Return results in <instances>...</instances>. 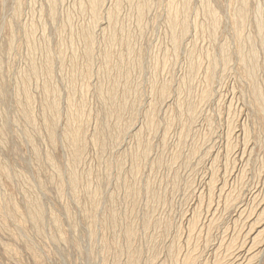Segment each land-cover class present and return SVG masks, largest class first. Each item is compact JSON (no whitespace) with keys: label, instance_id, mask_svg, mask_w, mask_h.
<instances>
[{"label":"rangeland","instance_id":"1","mask_svg":"<svg viewBox=\"0 0 264 264\" xmlns=\"http://www.w3.org/2000/svg\"><path fill=\"white\" fill-rule=\"evenodd\" d=\"M48 1L0 0V67L3 66L0 68V90L3 91L0 92L4 94L0 93V163L5 168L3 171L0 168V216L4 218L0 219V264H218L217 256L219 264L225 261L224 264H264V30H261L264 24L262 27L260 24L264 22V0H208L209 3L207 0H175L176 5L169 0H140L143 12L138 11L141 6L138 0H102L101 21L98 23L94 22V17L92 19L91 3L89 5L87 0H82L86 5L81 9V0H52L57 8L52 6L51 0ZM180 2H184V6ZM187 2L190 6L185 7ZM206 6L210 13L216 9L213 12H217L215 18L221 21V27L215 21V13L213 16L207 14ZM242 7L244 12L246 10L245 16L238 12ZM51 8L56 10L51 11ZM83 9L84 14L80 12ZM166 9L171 10L170 15ZM105 11L113 14L111 23ZM173 13L178 20L172 24L175 28L170 26ZM49 14L51 17L56 14L55 19ZM180 16L183 21H188H181ZM167 17L169 21H166ZM213 21L216 22L214 25L211 24ZM87 22L88 26L92 23L88 28ZM95 23L97 25H93ZM182 25L185 29L187 26L188 30L184 32L188 34L183 33ZM85 26L94 31L92 41L87 38L89 32L85 31ZM108 33L116 36L110 37ZM84 40L86 43L83 44ZM128 45H132L134 51ZM87 46L92 51L90 54ZM105 46H108L107 50ZM251 53L254 59L246 57L251 58ZM105 57L108 60L102 61ZM254 60L258 61L259 67ZM110 67L112 71H105ZM33 68L36 71H32ZM90 68L92 71H88ZM247 71L253 74L248 76ZM107 73L111 76L108 77ZM209 73L214 76L210 77ZM111 86L117 93L111 90ZM168 89L171 95L167 94ZM258 90L259 95L256 94ZM125 91L127 97L123 95ZM113 93L117 96L109 99ZM53 99L58 103L57 109L51 107ZM119 106L123 112L121 120L124 119V123L129 121L128 127L132 129L127 127L118 142V135L114 133L118 120L115 122V116L108 113L119 111ZM24 110L29 116L34 113L30 123L25 121ZM188 110H191L189 114ZM49 119L58 123L55 124L57 137L54 142L49 139L44 126ZM67 119L70 120L68 124ZM2 120L8 121L10 127L3 134L5 141L1 138L5 124ZM79 120H83L84 129L87 125L84 130L87 134L85 148H82L85 151L82 150L83 154L75 160L66 143L65 129L69 124L72 128ZM103 120H111L108 122L111 125H107L109 129ZM31 121L36 122V128ZM145 141L149 149L144 145ZM111 142L119 145L114 146ZM50 154L55 162L50 163ZM53 164L58 169L55 166L52 169ZM72 175H77L75 179L80 181L77 197L72 195L69 185ZM96 188L100 189L102 200L93 202L90 194ZM32 196L33 199L40 197L38 199L47 213L41 224L29 217L28 208L34 201ZM229 197L232 198L230 201L235 199L229 203ZM87 227L94 231L87 230ZM254 235L258 237L256 241ZM193 256L195 260L192 261Z\"/></svg>","mask_w":264,"mask_h":264},{"label":"bare ground","instance_id":"2","mask_svg":"<svg viewBox=\"0 0 264 264\" xmlns=\"http://www.w3.org/2000/svg\"><path fill=\"white\" fill-rule=\"evenodd\" d=\"M19 1H20V0H19ZM56 1H57V0H56ZM60 1H61V0H60ZM87 1H89V5H90V3H91V5H90L91 7H90V8H91V13H92V14H91V15H92V19H93V17H94V22L98 23L99 21H101V20H100V19H101V16H100V10H101V9H100V8H101V6H103V5H102V2H103V1H102V0H87ZM114 1H116V0H114ZM122 1H123V0H122ZM136 1H137V0H136ZM136 1H135V2H136ZM138 1L140 2V0H138ZM143 1H144V0H143ZM148 1H149V0H148ZM148 1L146 0L145 2H148ZM169 1H171V4H174V3H175V0H169ZM183 1L186 2L185 0H183ZM189 1H190V0H189ZM189 1H188V2H189ZM191 1H192V0H191ZM203 1H204V0H203ZM244 1H245V0H244ZM244 1L241 0L240 2H244ZM247 1H248V0H246V2H247ZM47 2L49 3L48 0H47ZM54 2H55V1H52V0H51V3H52V6H53V7H54V5H55V4L53 5ZM83 2H84V0H83ZM83 2H82V0H81L82 5L80 4L81 6H80L79 9H81L82 6H85V5H86V4H83ZM117 2H119V0H118ZM131 2H132V1H131ZM141 2H142V1H141ZM141 2H140V4H141ZM150 2H151V1H150ZM150 2H149V4H150ZM178 2H179V0H178ZM184 2H183V3H184ZM188 2H187V3H188ZM206 2H208V0H207ZM206 2H205V3H206ZM48 3H47V4H48ZM55 3H56V2H55ZM58 3H59V2H58ZM110 3H111V1H110ZM114 3H115V2H114ZM114 3H113L112 5H115V4L117 5V4H118V3H115V4H114ZM151 3H152V2H151ZM181 3H182V2H180V4H181ZM183 3H182V4H183ZM187 3H185V4H186L185 7H187V5H189L190 2H189L188 4H187ZM205 3H204V4H205ZM208 3H209V2H208ZM208 3H207V4H208ZM18 4H19V3H18ZM121 4H123V3H121ZM121 4H119V5H121ZM130 4H131V3H130ZM136 4H138V2H136ZM136 4H135V5H136ZM149 4H147V5H149ZM171 4H170V5H171ZM180 4H178V5H180ZM190 4H191V3H190ZM207 4H206V5H207ZM243 4H244V3H242V5H243ZM50 5H51V4H50ZM50 5H49V6H50ZM57 5H58V4H57ZM108 5H109V3H108ZM142 5H143V3L141 4V6H138V7H140V9H138V11H140V12H143V9H144V7H143ZM144 5H146V4H144ZM166 5H167V4H166ZM174 5H176V4H174ZM178 5H177V6H178ZM209 5H210V4H209ZM167 6H168V5H167ZM181 6H182V5H181ZM183 6H184V4H183ZM183 6H182V7H183ZM189 6H190V5H189ZM204 6H205V5H203V7H204ZM212 6H213V5H212ZM20 7H21V6H20ZM55 7H56V5H55ZM57 7H58V6H57ZM57 7H56V8H57ZM115 7H116V6H114V8H115ZM134 7H135V6H134ZM148 7L150 8V7H151V4H150V6H148ZM148 7H147V8H148ZM185 7H184V8H185ZM206 7H207V6H206ZM238 7L241 8L240 6H238ZM246 7H247V6H246ZM85 8H86V7H84V9H85ZM90 8H89V9H90ZM129 8H130V7H129ZM168 8H169V6H168ZM168 8H167V9H168ZM175 8H176V7H175ZM178 8H179V7H177L176 9H178ZM189 8H190V7H189ZM189 8H188V9H189ZM213 8H214V7H213ZM242 8H243V7H242ZM19 9H20V8H19ZM54 9H55V8H54ZM84 9H83V11H80V12L83 13V12L85 11ZM106 9H107V8L105 7V10H106ZM116 9H117V7H116ZM167 9H166V11H167V12L170 11V13H169V15H170V14H171V10H167ZM185 9L187 10V8H185ZM207 9H208V11H206V12H207V14H209V13H210V12H209V7H207ZM55 10H56V9H55ZM55 10H53V9L51 8V11H55ZM136 10H137V6H136ZM146 10H147V9H146ZM148 10H149V9H148ZM174 10H175V9H174ZM204 10H205V9H204ZM215 10H216V9H215ZM215 10L213 9V11H215ZM112 11H113V9H112ZM119 11H120V10H119ZM130 11H131V10H130ZM175 11H178V10H175ZM181 11H183L182 8H181ZM184 11H185V10H184ZM213 11H212L211 13H212V16H213V14L215 13V14H214V18H215V16L217 15V12H213ZM89 12H90V10H89ZM135 12H136V11H135ZM140 12H139V13H140ZM167 12H166V13H167ZM185 12H188V11H185ZM236 12H237V10L235 11V13H236ZM238 12H241L240 15L243 16V15L245 14L246 10H245V12H244V8H243V9H241V10L238 11ZM53 13H56V12H53ZM53 13L50 12V14H53ZM105 13L107 14L106 16H107V18L110 20V23H111L112 20H113V17H114L113 14H112L111 12H109V11H108V12L105 11ZM113 13H114V11H113ZM117 13H118V12H117ZM145 13H146V12H145ZM182 13L184 14V12H182ZM204 13H205V12H204ZM211 13H210V14H211ZM50 14H49L48 16L51 17ZM83 14H84V13H83ZM102 14H103V13H102ZM115 14H116V13H115ZM127 14H128V13H127ZM129 14H130V13H129ZM141 14H142V13H141ZM167 14H168V13H167ZM173 14H174V15L170 16V17H171V20H172V23L170 24V26H171L172 24L174 25V22H177V21H178V20H177V17H176V13H173ZM185 14H186V16H187V13H185ZM210 14H209V15H210ZM237 14H238V13H237ZM86 15H87V13H86ZM120 15H121V11H120ZM134 15H135V14H134ZM137 15H138V14H137ZM169 15H167V16H169ZM178 15H179V14H178ZM181 15H182V14H181ZM188 15H189V14H188ZM245 15H246V14H245ZM245 15H244V16H245ZM52 16H53V15H52ZM88 16H89V15H88ZM117 16H118V14H117ZM117 16H116V19L118 20L119 18H117ZM138 16H139V15H138ZM140 16H141V15H140ZM186 16L184 15V17H186ZM238 16H239V14H238ZM241 16H239V17H241ZM53 17H54V16H53ZM53 17H51V18H53ZM55 17H56V14H55ZM55 17H54V19H55ZM69 17H70V16H69ZM69 17H68V18H69ZM89 17H90V16H89ZM119 17H120V16H119ZM128 17H129V16H128ZM132 17H133V16H132ZM132 17H131V19H132ZM234 17H235V16H234ZM234 17H233V18H234ZM85 18L87 19V16H85ZM103 18H104V17H103ZM122 18H124V17L122 16ZM135 18H136V17H135ZM144 18H145V17H144ZM180 18H181V16H180ZM208 18H209V17H208ZM210 18H211V17H210ZM217 18H218V17H217ZM243 18H246V17H243ZM243 18H242V19H243ZM72 19H73V18H72ZM137 19H138V17H137ZM137 19H136V21H137ZM167 19H168V20H166V21H169V20H170L169 17H167ZM182 19H183V18H181V21H183ZM212 19H213V18H212ZM215 19H216V18H215ZM215 19H213V20H215ZM89 20H90V19H89ZM103 20H105V19H103ZM114 20H115V19H114ZM145 20H146V19H144V21H145ZM176 20H177V21H176ZM186 20H187V19H186ZM186 20H185V21H186ZM234 20H235V19H234ZM238 20H239V19H238ZM240 20H241V18H240ZM244 20H246V19H244ZM54 21H55V20H54ZM120 21H122V20H120ZM144 21H143V22H144ZM185 21H183V22H185ZM187 21H188V20H187ZM209 21H212V20H209ZM215 21L218 22L217 19H216ZM215 21L211 22V24L213 23V25H214V23H216ZM260 21H261V20H260ZM260 21H258V22H260ZM262 21H263V20H262ZM68 22H69V21H68ZM94 22H93V23H94ZM122 22L124 23V21H122ZM170 22H171V21H170ZM170 22H169V23H170ZM183 22H181L180 24H183ZM234 22H235V21H234ZM236 22L238 23V21H236ZM243 22H244V21H243ZM41 23H42V22H41ZM43 23H44V22H43ZM89 23H90V22H89ZM96 23L93 24V25H97ZM107 23H108L107 25L110 26L108 20H107ZM139 23H140V22H139ZM218 23H219V25H218ZM218 23H217V25H218V27H219L221 21H219ZM239 23H240V22H239ZM244 23H245V22H244ZM262 23L264 24V22H261V23H260V24H261V27H262ZM91 24H92V23H91ZM91 24H90V25H91ZM120 24H121V23H120ZM176 24H177V23H176ZM186 24L188 25V23H186ZM186 24H185V25H186ZM241 24H242V23H241ZM43 25H44V24H43ZM90 25L88 26V22L86 23L87 28L90 27ZM98 25H99V24H98ZM102 25H103V22H102ZM102 25H100V26H102ZM107 25H106V26H107ZM173 25H172L171 27H172V28H173V27L175 28V26H173ZM235 25H236V24H235ZM237 25H239V24H237ZM86 26H85V29H86L85 31H86V32H89V33H88V34H87L86 32H85V33H86L87 38L89 39V41H92L93 38L91 37V34H92V31H93V30H89V29L87 30ZM106 26H105V27H106ZM139 26H140V25H139ZM168 26H169V25H168ZM170 26H169V27H170ZM209 26H210V25H209ZM241 26H242V25H241ZM263 26H264V25H263ZM81 27H82V26H81ZM105 27H102V28L105 29ZM125 27H126V26H125ZM142 27H144V26H142ZM171 27H170V28H171ZM182 27H183V25H182ZM185 27H186V29H185L184 27L182 28V29H183V33H185V32L188 30V29H187V26H185ZM210 27H211V26H210ZM210 27H209V28H210ZM215 27H216V25L214 26V28H215ZM220 27H221V26H220ZM259 27H260V26H259ZM261 27H260V28H261ZM82 28H83V27H82ZM93 28H94V27H93ZM93 28H91V29H93ZM108 28H109V27H108ZM114 28H115V27H113V29H114ZM126 28H127V27H126ZM172 28H171V29H172ZM177 28H178V27H177ZM177 28L175 29V31L177 30ZM188 28H189V27H188ZM216 28H217V27H216ZM260 28H258V29H260ZM29 29H30V28H29ZM96 29H97V26H96ZM96 29L94 28V30H96ZM98 29H99V28H98ZM121 29H122V27H120V31H121ZM140 29H141V28H140ZM182 29L180 30V32L182 31ZM218 29H219V28H218ZM82 30H84V29H82ZM102 30H103V29H102ZM110 30H111V28H110ZM110 30L108 29L109 32H110ZM118 30H119V29H118ZM123 30H124V27H123ZM127 30H128V29H127ZM172 30H173V29H172ZM172 30H171V31H172ZM184 30H186V31L184 32ZM211 30H213V28H212ZM261 30H264V28L262 27ZM27 31H28V30H27ZM112 31H113V30H112ZM112 31H111V32H112ZM115 31H116V28H115ZM115 31H114V33L116 34ZM134 31H135V29H134ZM178 31H179V30H178ZM178 31H176V32H178ZM213 31H216V29L213 30ZM258 31H259V30H258ZM93 32H94V31H93ZM104 32H106V31H104ZM104 32H102V33H104ZM176 32H175V33H176ZM211 32H212V31H211ZM27 33H28V32H27ZM29 33H30V32H29ZM114 33H113V34H114ZM126 33H127V35H128V34L130 33V31H129V33H128V32H126ZM131 33H132V31H131ZM131 33H130V34H131ZM134 33H135V32H134ZM175 33L173 34V36L175 35ZM181 33H182V32H181ZM216 33H217V32H216ZM259 33H260V32H259ZM104 34H105V33H104ZM104 34H103V35H104ZM113 34H112V35H113ZM115 34H114V35H115ZM120 34H121V33H120ZM122 34H123V32H122ZM136 34H137V33H136ZM185 34H188V33H185ZM82 35H83V34H82ZM84 35H85V34H84ZM108 35H109V33H108ZM112 35H109V36H110V37H113ZM131 35H132V34H131ZM177 35H178V33H177ZM181 35H182V34H181ZM258 35L261 36V34H258ZM115 36H116V35H115ZM122 36H123V35H122ZM175 36H176V35H175ZM95 37H96V34H95ZM104 37H105V35H104ZM129 37H132V36H129ZM129 37H127V38H129ZM136 37H137V36H136ZM182 37H185V36H182ZM81 38H82V37H81ZM87 38H83V39H87ZM91 38H92V39H91ZM106 38H107V35H106ZM108 38H109V37H108ZM115 38H116V37H115ZM115 38H113V40H114ZM117 38H118V37H117ZM120 38H121V37H120ZM122 38H123V37H122ZM127 38H126V39H127ZM133 38H134V37H133ZM171 38H172L173 43H174V41H175L174 38H173V37H171ZM175 38H176V37H175ZM135 39H136V38H135ZM248 39H249V38H248ZM96 40H97V39H96ZM105 40H106V39H105ZM108 40H109V39H108ZM111 40H112V39H111ZM113 40H112V42H113ZM120 40L122 41V39H119V41H120ZM130 40H131V39H130ZM250 40H251V39H250ZM121 41H120V42H121ZM128 41H129V40H128ZM128 41H126V42H128ZM131 41H132V40H131ZM134 41H135V40H134ZM248 41H249V40H248ZM110 42H111V41H110ZM114 42H115V41H114ZM120 42H119V43H120ZM180 42H182V40H180ZM84 43H86V40H84L83 44H84ZM106 43H107V42H106ZM115 43H116V42H115ZM122 43H123V42H122ZM129 43L131 44L130 41H129ZM134 43H135V42H134ZM252 43H253V42H252ZM92 44H93V43H92ZM108 44H110V43H108ZM86 45H88V44H86ZM105 45H106V44H105ZM111 45H112V44H111ZM111 45H109V47H110ZM121 45H122V44H121ZM177 45H178V44H177ZM262 45H263V44H262ZM84 46H85V45H84ZM117 46H118V45H117ZM124 46H126V45H124ZM175 46H176V45H175ZM252 46H253V45H252ZM87 47H89V51H90V46H87ZM87 47H86V48H87ZM107 47H108V46H105V49H106ZM113 47L116 48V46H114V45H113ZM127 47H129V48L131 49V51H134V50H132V45H131V47H130V45H128ZM250 47H251V46H250ZM103 48H104V47H103ZM115 48H114V51H115ZM176 48H177V46H176ZM224 48H225V46H224ZM241 48H242V47H241ZM253 48H254V47H253ZM105 49H104V50H105ZM111 49H112V47H111ZM111 49H110V50H111ZM93 50H94V49H93ZM106 50H107V49H106ZM110 50H109V51H110ZM118 50H119V49H118ZM249 50H251V49H249ZM85 51H87V49H85ZM127 51H128V50H127ZM131 51H129V52H131ZM256 51H257V50H256ZM91 52H92V51H90L88 54H90ZM104 52H105V51H104ZM104 52H103V53H104ZM107 52H108V51H107ZM253 52H254V51H253ZM71 53H72V52H71ZM109 53L111 54V52H108V54H109ZM119 53H121V52H119ZM132 53H133V52H132ZM132 53H131V54H132ZM241 53H242V52H241ZM241 53H240V54H241ZM61 54H62V53H61ZM73 54H74V53H73ZM76 54H77V53H76ZM105 54H106V53H105ZM105 54H103V55H105ZM108 54H107V58H108ZM127 54H128V53H127ZM226 54H228V53H226ZM240 54H239V55H240ZM242 54H243V53H242ZM247 54H248V52H247ZM252 54H253V53H251V56L253 57L254 54H255V52H254L253 55H252ZM62 55H63V54H62ZM62 55H61V56H62ZM71 55H72V54H71ZM113 55H114V54H113ZM117 55H118V54H117ZM120 55H121V54H120ZM120 55H119V56H120ZM129 55H130V54H129ZM46 56H47V55H46ZM85 56H86V52H85ZM92 56H93V55H92ZM119 56H118V57H119ZM228 56H229V55H228ZM243 56H244V55H243ZM243 56H242V57H243ZM47 57H49V56H47ZM51 57H52V56H51ZM87 57H88V56H87ZM89 57H90V55H89ZM103 57H104V56H103ZM109 57H110V56H109ZM127 57H128V55H127ZM132 57H133V56H132ZM132 57H131V58H132ZM211 57H212V56H211ZM225 57H226V55H225ZM225 57H223V58H225ZM244 57H245V56H244ZM246 57H249V59H254L255 56H254L253 58H252V57L250 58V56H246ZM112 58H113V57H112ZM121 58H122V57H121ZM125 58H126V57H125ZM125 58H124V59H125ZM48 59H49V58H48ZM51 59H52V58H51ZM71 59H73V58H71ZM85 59H86V57H85ZM88 59H90V58H88ZM105 59H106V57H105L104 59H102V61L105 60ZM108 59H110V58H108ZM108 59H106L105 61H107ZM136 59H137V57H136ZM228 59H230V57H229ZM228 59H226V60H228ZM255 59H256V58H255ZM76 60H77V59H76ZM76 60H75V61H76ZM133 60H134V59H133ZM213 60H214V62H213L212 60H211V61H212L213 63H215V59H213ZM226 60H225V61H226ZM258 60H259V59H258ZM46 61H47V60H46ZM46 61H45V62H46ZM105 61H104V62H105ZM114 61H115V59H114ZM225 61H224V63H226ZM228 61H230V60H228ZM254 61H255V60H254ZM112 62H113V61H112ZM112 62H111V63H112ZM122 62H123V61H122ZM256 62L258 63V61H255V63H256ZM0 63H1V62H0ZM30 63H31V61H30ZM47 63H48V62H46V64H47ZM50 63H51V61H50ZM53 63H54V62H53ZM89 63H90V62H89ZM116 63H117V62L115 61V64H116ZM251 63H252V62H251ZM255 63H254V64H255ZM257 63L255 64L256 66H258ZM119 64H121V60H120ZM123 64H124V63H123ZM36 65H37V64H36ZM43 65H45V64H43ZM107 65H108V64H107ZM111 65H112V64H111ZM133 65H134V64H133ZM212 65L214 66L215 64H212ZM212 65H211V67H212ZM47 66H48V64H47ZM47 66H45V67H47ZM103 66H104V65H103ZM105 66H106V62H105ZM109 66H110V65H109ZM122 66L124 67V65H122ZM122 66H120V67H122ZM227 66H228V65H227ZM242 66H244V65H242ZM249 66H250V65H249ZM256 66L253 67V65H252L251 67L255 68ZM2 67H3V66H2ZM2 67H0V68L2 69ZM53 67H54V65H53ZM91 67H93V66H91ZM106 67H107V66H106ZM106 67H105V68H106ZM116 67H117V66H116ZM118 67H119V65H118ZM125 67H126V66H125ZM228 67H229V66H228ZM258 67H259V66H258ZM36 68H37V67H36ZM36 68H33L34 70H32V71H36ZM47 68H49V67H47ZM107 68H108V67H107ZM114 68H115V67H114ZM225 68H226V67H225ZM244 68H245V66H244ZM253 68H252V69H253ZM44 69H45V68H44ZM44 69H43V70H44ZM75 69H76V68H75ZM77 69H78V67H77ZM91 69H92V68H90L88 71H90ZM122 69H123V68H122ZM126 69H127V67H126ZM129 69H130V68H129ZM245 69H246V68H245ZM252 69H250V70H252ZM257 69H258V68H257ZM47 70H49V69H47ZM94 70H95V69H94ZM119 70H121V69L118 68V71H119ZM194 70H195V69H194ZM210 70H212V68H211ZM213 70H214V69H213ZM248 70H249V69H248ZM37 71H40V70H37ZM45 71H46V70H45ZM51 71H52V70H50V73H51ZM81 71H83V70H81ZM91 71H92V70H91ZM98 71H99V70H98ZM105 71H112V70H111V67H110L109 70L107 69V70H105ZM105 71H104V72H105ZM252 71H253V70H252ZM252 71H251V72L247 71V72H248V76H250L249 73H252ZM210 72L212 73V71H210ZM224 72H225V71H224ZM254 72H255V71H254ZM40 73H41V72H40ZM72 73H73V72H72ZM81 73H83V72H81ZM85 73H86V71H85ZM102 73H103V71H102ZM102 73H101V74H102ZM105 73H106V72H105ZM108 73H109V72H108ZM108 73H107L108 77L111 76V75H110L111 73H110V74H108ZM121 73H122V72H121ZM0 74H1V71H0ZM96 74H97V73H96ZM252 74H253V73H252ZM32 75H33V74H32ZM36 75L38 76V73H37ZM39 75H40V74H39ZM72 75H73V74H72ZM81 75H82V74H81ZM81 75H80V76H81ZM97 75H98V74H97ZM102 75H103V74H102ZM128 75H129V74H128ZM208 75H210V73H209ZM254 75H255V73H254ZM254 75H253V78H254ZM41 76H42V75H41ZM103 76H104V75H103ZM213 76H214V75H213ZM213 76L210 75V77H213ZM88 77H89V76H88ZM114 77H115V76H113V78H114ZM117 77H119V76H117ZM130 77H131V76H130ZM0 78H2V77L0 76ZM76 78H77V77H76ZM119 78H120V77H119ZM126 78H127V77H126ZM49 79H50V78H49ZM91 79H92V78H91ZM110 79H112V78H110ZM117 79H118V78H117ZM127 79H128V78H127ZM206 79H207V78H206ZM214 79H215V78H214ZM23 80H24V79H23ZM46 80H47V79H46ZM102 80H103V79H102ZM2 81H3V80H2ZM75 81H76V80H75ZM117 81H118V80H117ZM126 81H127V80H126ZM128 81H129V80H128ZM206 81H208V80H206ZM97 82H98V81H97ZM120 82H121V81H120ZM25 83H26V82H25ZM25 83H24V84H25ZM48 83H49V82H48ZM48 83H47V84H48ZM83 83H84V82H83ZM99 83H100V82H99ZM113 83H114V81H113ZM113 83H112L111 85H113ZM133 83H134V82H133ZM133 83H132V84H133ZM163 83H164V82H163ZM88 84H89V83H88ZM126 84H127V83H126ZM164 84H165V83H164ZM212 84H213V83H212ZM2 85H3V84H2ZM48 85H49V84H48ZM86 85H87V84H86ZM94 85H95V84H94ZM98 85H99V84H98ZM115 85H116V84H115ZM117 85H119V84H117ZM129 85H130V84H129ZM135 85H136V84H135ZM168 85H169V84H168ZM46 86H47V85H46ZM50 86H51V85H50ZM119 86H120V85H119ZM130 86H131V85H130ZM206 86H208V85H206ZM2 87H3V86H2ZM87 87H88V86H87ZM107 87H108V86H107ZM109 87H110V86H109ZM109 87H108V88H109ZM6 88H7V87H6ZM6 88H5V90H6ZM26 88H27V87H26ZM48 88H49V87H48ZM103 88H104V87H103ZM113 88H114V87H113ZM113 88H112V86H111V90L114 92V89H116V88H114V89H113ZM124 88H125V87H124ZM206 88H207V87H206ZM52 89H53V88H52ZM68 89H69V88H68ZM99 89H100V88H99ZM130 89H131V88H130ZM130 89H129V90H130ZM154 89L157 90V88H154ZM160 89H167V87H166V88H160ZM190 89H191V88H190ZM190 89H189V90H190ZM204 89H205V87H204ZM208 89H209V88H208ZM1 90L3 91V89H1ZM1 90H0V91H1ZM22 90H23V89H22ZM70 90H72V89H70ZM81 90H82V89H81ZM101 90H102V89H101ZM105 90H107V88H106ZM108 90H109V89H108ZM133 90H134V89H133ZM158 90H159V89H158ZM255 90H257V89H255ZM7 91H8V90H7ZM72 91H73V90H72ZM82 91H83V90H82ZM94 91H98V89H97V90L94 89ZM112 91H111V92H112ZM115 91H116V90H115ZM123 91H124V90H123ZM127 91H128V90H127ZM167 91H168L167 94H168V95H171V94H169V93H171V92H169V89H168ZM170 91H171V89H170ZM207 91H210V89L207 90ZM29 92H30V91H29ZM29 92H27V93H29ZM50 92H51V91H50ZM52 92H53V91H52ZM54 92H55V91H54ZM67 92H68V91H67ZM74 92H75V90H74ZM102 92L104 93V91H102ZM125 92H126V91H125ZM125 92H124V93H125ZM161 92L165 93L166 91H165V90H164V91L161 90ZM259 92H260V91L258 90L256 94L259 95ZM0 93H1L2 95H4L3 92H0ZM18 93H19V92H18ZM55 93H57V92H55ZM58 93H59V92H58ZM72 93H73V92H72ZM86 93H87V92H86ZM86 93H84V94H86ZM99 93H100V90H99ZM114 93H117V92H114ZM114 93H113V94H114ZM124 93H123V95L127 97V92H126V95H125ZM203 93H204V90H203ZM203 93H202V94H203ZM208 93H209V92H208ZM211 93H213V92L211 91ZM95 94H96V93H95ZM100 94L102 95V93H100ZM128 94H129V92H128ZM159 94H161V93H159ZM188 94H189V93H188ZM14 95H15V94H14ZM14 95H13V97H14ZM19 95H20V94H19ZM28 95H29V94H28ZM49 95H50V94H49ZM51 95H52V94H51ZM101 95H98V96L101 97ZM129 95H130V94H129ZM163 95H165V94H163ZM168 95H167V96H168ZM16 96H17V94H16ZM16 96H15V98H16ZM21 96H22V95H21ZM21 96H18V97H21ZM52 96H53V95H52ZM54 96H57V95H54ZM61 96H62V94H61ZM68 96H69V95H68ZM102 96H103V95H102ZM106 96H107V95H106ZM115 96H117V95H115V94L112 95V94H111V95H110V98H109V97H108V98L111 99L112 97H115ZM157 96H158V95H157ZM160 96H161V95H160ZM205 96H206V94H205ZM2 97H3V96H2ZM5 97H6V95H5ZM28 97H29V96H27V98H28ZM83 97H84V96H83ZM100 97H99V98H100ZM136 97H137V96H136ZM136 97H135V98H136ZM163 97H164V96H163ZM207 97H208V96H207ZM211 97H212V96H211ZM211 97H210V98H211ZM257 97H259V96H257ZM55 98H56V97H55ZM165 98H166V96H165ZM167 98H168V97H167ZM204 98H205V97H204ZM260 98H261V97H260ZM17 99H18V98H17ZM29 99H31V98H29ZM56 99H58V98H56ZM68 99H69V98H68ZM124 99H127V98L124 97ZM189 99H191V98H189ZM3 100L5 101L4 98H3ZM3 100H2V102H4ZM32 100H33V99H31V101H32ZM53 100H54V99H53ZM103 100H104V99H103ZM127 100H128V99H127ZM159 100H160V99H159ZM161 100H163V99H161ZM260 100H261V99H260ZM20 101H21V100H20ZM28 101H29V100H28ZM48 101H49V100H48ZM55 101H56V100L52 101L53 105H51V107H54L53 109H57V108L59 107L58 105H56L57 102L54 103ZM57 101H58V100H57ZM67 101H68V100H67ZM69 101H70V99H69ZM76 101H77V100H76ZM104 101H106V100H104ZM119 101H120V100H119ZM124 101H126V100H124ZM136 101H137V100H136ZM163 101H165V100H163ZM176 101H177V100H176ZM204 101H205V100H204ZM16 102H17V100H16ZM18 102H19V101H18ZM18 102H17V103H18ZM26 102H27V101H26ZM44 102H45V101H44ZM58 102H60V101H58ZM102 102H103V101H102ZM132 102H134V101H132ZM155 102H156V101L153 102L154 105H155ZM206 102H207V101H206ZM45 103H46V102H45ZM50 103H51V102H49V104H50ZM71 103H73V102H71ZM100 103H101V102H100ZM108 103H109V101H108ZM119 103H120V102H119ZM119 103H118V105H120ZM134 103L136 104V102H134ZM134 103H132V104H134ZM178 103H179V102H178ZM194 103H195V102H194ZM194 103H193V104H194ZM6 104H7V103H6ZM19 104H20V103H19ZM46 104H47V103H46ZM57 104H58V103H57ZM79 104H80V103H79ZM81 104H82V103H81ZM101 104H102V103H101ZM104 104H105V102L103 103V107L105 108V105H104ZM110 104H112V103H110ZM124 104H125V103H124ZM127 104H128V103L126 102L125 105L127 106ZM137 104H138V103H137ZM181 104H183V103H181ZM260 104H261V103H260ZM260 104H259V105H260ZM4 105H5V104H4ZM22 105H23V104H22ZM24 105H25V104H24ZM26 105H27V104H26ZM31 105H32V104H31ZM59 105H60V104H59ZM18 106H20V105H18ZM28 106H29V105H28ZM57 106H58V107H57ZM62 106H63V105H62ZM64 106H65V105H64ZM67 106H68V105H67ZM111 106H113V104H112ZM115 106H116V105H115ZM120 106H121V105H120ZM120 106H119V109H118L119 111H114V112H115L114 114H113V113H110V112L108 113V115H114V116H115V118H116L115 122L118 120V121H117V123H118L117 125H118V126L116 125L117 130H115V132H114V133H116V135H118V136L116 137V141H118V142L121 141L120 138L122 137V134H123L124 131L127 129L128 124H130V123L127 124V122H129V121L125 122V123H126V124H125V123L123 122L124 119L121 120V118H123V117H121V115L123 114V112H122V107H120ZM155 106H157V105H155ZM178 106H179V105H178ZM192 106H196V105H192ZM261 106H262V105H261ZM261 106H260V107H261ZM30 107H31V106H30ZM60 107H61V106H60ZM72 107H73V106H72ZM81 107H82V106H81ZM103 107H102V108H103ZM107 107H109V106H107ZM262 107H264V104H263ZM20 108H21V107H20ZM22 108H24V107L22 106ZM116 108H118V107H116ZM116 108H115L114 110H116ZM156 108H157V107H156ZM193 108H195V107H193ZM196 108H199V107H196ZM1 109H3V105H2V108H1ZM75 109H76V108H75ZM75 109H74V110H75ZM79 109H80V105H79ZM109 109H110V108H108L107 110L109 111ZM111 109H112V108H111ZM153 109H154V108H153ZM180 109H181V108H180ZM185 109H186V108H185ZM188 109H189V108H188ZM190 109H191V105H190ZM261 109H262V108H261ZM20 110H21V109H20ZM51 110H52V109H51ZM51 110H50V112H52ZM68 110H70V109H68ZM197 110H198V109L193 110V111L196 112ZM263 110H264V108H263ZM24 111H25L24 113H26V110H24ZM33 111H34V110H33ZM46 111H47V110H46ZM55 111H58V110H55ZM66 111H67V110H66ZM70 111H73V108H72V110H70ZM80 111H81V110H80ZM110 111H111V110H110ZM126 111H129V110H126ZM130 111H132V110L130 109ZM168 111H169V110H168ZM189 111H191V110H188V112H187V111H186V112L189 114ZM58 112H59V111H58ZM77 112H78V111H77ZM81 112H82V111H81ZM83 112H84V111H83ZM83 112H82V113H83ZM88 112H89V111H88ZM194 112H192V113H194ZM21 113H23V112H21ZM66 113H68V111H67ZM71 113H72V112H71ZM75 113H76V112H75ZM78 113H79V112H78ZM124 113L127 114V112H124ZM129 113H130V112H129ZM131 113H132V112H131ZM153 113H154V112L151 113V117H152V118H154V117L152 116ZM181 113H182V112H181ZM32 114H33V116H34V113H31L30 116H29L28 113H26L27 116L25 115V117H26L27 120H28V121L25 120L26 122H29V123H30V119H31V117H32V116H31ZM53 114H54V112H53ZM53 114L51 115V116H52V119H53V117H54ZM56 114H57V113H56ZM76 114H77V113H76ZM126 114H125V115H126ZM57 115H58V114H57ZM78 115L80 116V114H78ZM170 115H171V114H170ZM182 115H183V114H182ZM186 115H187V114H186ZM191 115L194 116V114H191ZM197 115H198V114H197ZM197 115H196V116H197ZM21 116H22V115H21ZM23 116H24V115H23ZM51 116H49L48 118H50ZM58 116H59V115H58ZM105 116H106V115H105ZM105 116H104V117H105ZM154 116H155V115H154ZM196 116H195V118H196ZM45 117H46V116H45ZM101 117H102V116H101ZM107 117H109V116H107ZM107 117H105V118H107ZM127 117H128V116H127ZM127 117H126V119H127ZM129 117H130V116H129ZM151 117H148V118H151ZM171 117H172V116H171ZM187 117H188V116H187ZM26 118L23 117V119H26ZM34 118H35V117H34ZM56 118H57V116H56ZM59 118H60V117H58V119H59ZM67 118H69V117H67ZM87 118H88V117H87ZM102 118H103V117H102ZM109 118H110V117H109ZM111 118L113 119V117H111ZM131 118H132V117H131ZM193 118H194V117H193ZM193 118H192V120H193ZM195 118H194V119H195ZM6 119L8 120V118H6ZM32 119H33V118H32ZM112 119H111V120H112ZM129 119H130V118H129ZM155 119H156V118H155ZM169 119H170V118H169ZM169 119H168V120H169ZM3 120H4V119H3ZM3 120H2V122H4ZM73 120H77V118H76V119H73ZM73 120H72V121H73ZM111 120H110V121H111ZM131 120H132V119H131ZM150 120H151V119H150ZM33 121H34V119H33ZM52 121H53V120H52ZM52 121H51V119L47 120V124L45 123L44 126L47 127L46 129H47V131L49 132V133H48V134H49V139H50L52 142H54V141L56 140V137H57V135H56V130H57L56 127H57V126L55 125L57 122H54V123H53ZM66 121H68V119H67ZM79 121H80V120H79ZM79 121H77L78 124H76V125L73 124V123L71 122V123L73 124V127L70 128V124H69V125H68L69 128H68V129H65V131L67 130V131L65 132V133H66L65 136L68 137V142H66V143L69 145V147H70V149L73 151V154H74V155H73L72 153H69V154L73 155L74 157L72 156V158L75 159V160L78 158L79 155H81V153H82L83 151H85V150H83L82 148H85V147H84V146H85L84 138H85V133H86L87 130H86L85 132H84V130L86 129V126H87V125H85V129H84L83 124H82V123H83V120L80 121V123H79ZM85 121H86V120H85ZM105 121H106V120H105ZM107 121H108V120H107ZM110 121H108V122H110ZM124 121H125V120H124ZM132 121H133V120H132ZM152 121H154V119H153ZM152 121H151V122H152ZM171 121H172V120H171ZM9 122H10V121H9ZM44 122H45V121H44ZM69 122H70V120H69L68 122H66V123L68 124ZM73 122H74V121H73ZM86 122H87V121H86ZM103 122H104V120H103ZM108 122H104V123H106V126H107V125H111V124H108ZM122 122H123V123H122ZM130 122H131V121H130ZM156 122H157V120H156ZM156 122H153V123H155V126L157 127V125H156L157 123H156ZM168 122H169V121H168ZM4 123H5V124H3L4 126L2 127V130H1V138H2V139H4V138H3V134L5 133L6 129H10L8 121H6V122H4ZM11 123H12V122H11ZM29 123H28V124H29ZM31 123H32V121H31ZM131 123H132V122H131ZM149 123H150V121H149ZM149 123H148V124H149ZM169 123H170V122H169ZM53 124H54V125H53ZM57 124H58V123H57ZM89 124H90V123H89ZM132 124H134V123H132ZM146 124H147V123H146ZM171 124H173V123H171ZM0 125H1V124H0ZM31 125H32L33 128H34V126L36 125V122H35V124L32 123ZM31 125H28V126H31ZM100 125H101V124H100ZM151 125H152V124H151ZM10 126H11V125H10ZM32 126H31V127H32ZM88 126H89V125H88ZM112 126H113V125H112ZM114 126H115V125H114ZM132 126L134 127V125H132ZM0 127H1V126H0ZM7 127H9V128H7ZM36 127H37V126H35V128H36ZM63 127H64V126H63ZM101 127H102V126H99V128H101ZM107 127H108V126H107ZM107 127H106V128H107ZM146 127H147V125H146ZM153 127H154V126H153ZM26 128H27V127H26ZM26 128H25V129H26ZM44 128H45V127H44ZM58 128H59V127H58ZM64 128H65V127H64ZM64 128H63V129H64ZM128 128H129V127H128ZM29 129H30V128H29ZM29 129H28V130H29ZM63 129H62V130H63ZM101 129H102V128H101ZM107 129H109V127H108ZM112 129H113V128H112ZM129 129H132V128H129ZM154 129H155V128H154ZM157 129H158V128H157ZM102 130H103V129H102ZM151 130H152V129H151ZM151 130H150V131H151ZM31 131H33V130H31ZM37 131H38V129H37ZM37 131H36V132H37ZM58 131H59V130H58ZM107 131H108V130H107ZM127 131H129V130H127ZM33 132H34V131H33ZM112 132H113V130H112ZM125 132H126V131H125ZM134 132H135L136 134L138 133V132H136V131H134ZM140 132H141V131H140ZM37 133H38V132H37ZM83 133H84V137L82 136ZM96 133H97V132H96ZM86 134H87V133H86ZM92 134H93V133H92ZM110 134H111V133H110ZM128 134L130 135V132H129ZM141 134H142V133H141ZM93 135H94V134H93ZM93 135H92V136H93ZM111 135H112V134H111ZM124 135H125V134H124ZM124 135H123V137H124ZM134 135H135V134H134ZM27 136H28V134H27ZM63 136H64V135H63ZM65 136H64V137H65ZM107 136H108V135H106V137H107ZM138 136H139V135H138ZM28 137H29V136H28ZM31 137H32V136H31ZM97 137H98V133H97ZM97 137H96V135H95V140L97 139ZM108 137H109V136H108ZM32 138H33V137H32ZM65 138H66V137H65ZM65 138H64V140H67V139H65ZM101 138H102V136H101ZM109 138H110V137H109ZM131 138H132V137H131ZM136 138H137V137H136ZM141 138H142V137H141ZM98 139H99V138H98ZM98 139H97V141H98ZM122 139H123V138H122ZM142 139H143V138H142ZM182 139H183V138H182ZM27 140H28V139H27ZM32 140H33V139H32ZM95 140H94V141H95ZM111 140L113 141V139H111ZM132 140H133V139H132ZM137 140H138V138H137ZM146 140H147V139H146ZM4 141H5V139H4ZM30 141H31V140H30ZM30 141H28V142L30 143ZM33 141H34V140H33ZM97 141H96V142H97ZM108 141H109V140H108ZM108 141H107V142H108ZM64 142H65V141H64ZM113 142H114V141H113ZM141 142H142V140H141ZM145 142H146V141H145ZM101 143H103V140H102ZM101 143H100V145H101ZM104 143H105V142H104ZM111 143H112V142H111ZM138 143H139V141H138ZM0 144H2V142H1ZM30 144H32V143H30ZM97 144H98V143H97ZM97 144H96V145H97ZM112 144L114 145V143H112ZM116 144L119 145V143H116ZM116 144H115V145H116ZM122 144H123V143H122ZM68 145H67V147H68ZM115 145H114V146H115ZM138 145H140V144H138ZM144 145L147 146V145H148L147 142H146V144L144 143ZM1 146H2V145H1ZM145 146H142V147L144 148ZM3 147H4V146H3ZM33 147H34V146H33ZM35 147H36V146H35ZM35 147H34V148H35ZM95 147H97V146H95ZM107 147H108V145H107ZM147 147H148V149H149V146H147ZM36 148H37V147H36ZM86 148H87V147H86ZM136 149H139V148H136ZM141 149H142V148H141ZM148 149H146V150L144 149V150L147 151ZM193 149H194V148H193ZM34 150H35V149H34ZM64 150H65V149H64ZM68 150H69V148H68ZM82 150H83V151H82ZM86 150H87V149H86ZM72 151H71V152H72ZM81 151H82V152H81ZM145 151H144V152H145ZM36 152H37V150H36ZM46 152L48 153V151H46ZM134 152H135V151H134ZM136 152H137V151H136ZM149 152H150V151H149ZM149 152H148V153L146 152V153L149 154ZM193 152H194V151H193ZM195 152H196V151H195ZM39 153H40V151L38 152V155H40ZM47 153H46V154H47ZM48 154H49V153H48ZM51 154H52V153H51ZM51 154L48 155V158H49V160H50V163L55 162V161H52L53 158L51 157ZM82 154H83V153H82ZM193 154H194V153H193ZM71 155H70V156H71ZM79 157H80V156H79ZM37 158H38V157H37ZM41 158H42V157H41ZM72 158H71V159H72ZM137 158H138V157H137ZM118 159H119V158H118ZM131 159H133V158H131ZM49 160H48V161H49ZM1 161H3V160H1ZM78 161H79V160H78ZM117 161H118V160H117ZM123 161H124V160H123ZM71 162H73V161H71ZM134 162H135V160H134ZM137 162H138V161H137V159H136V163H137ZM69 163H70V162H69ZM75 163H76V161L74 162V164H75ZM46 164H47V162H46ZM48 165H50V164H48ZM51 165H52V164H51ZM138 165H139V164H138ZM54 166H55L56 169H58V166H56L55 164H53L52 169L54 168ZM75 166H76V165H75ZM78 166H79V165H78ZM139 166H140V165H139ZM135 167H137V166H135ZM0 168H1L2 171L5 169V168H3V165H2L1 163H0ZM139 168H140V167H139ZM139 168H138V170H139ZM56 169H54V170L57 171ZM59 169H60V167H59ZM72 169H73V168H72ZM70 170H71V169H70ZM136 170H137V169H136ZM51 171H52V170H51ZM71 171H72V170H71ZM74 171H76V169H74ZM134 171H135V170H134ZM6 172H7V171H6ZM57 172H58V171H57ZM60 172H61V171H60ZM69 172H70V171H69ZM51 173H52V172H51ZM68 174H69V173H68ZM71 174H73V172H72ZM74 174H77V173L75 172ZM4 175H5V174H4ZM9 175H10V174H9ZM9 175H8V176H9ZM60 175H61V173H60ZM57 176H59L58 173H57ZM68 176H69V175H68ZM74 176H75V175H72V177H70V179H69V180H70V183L68 182V178H69V177H68V178H67V182L69 183V185L71 184L70 187H71L72 192H71V190L69 189L70 192L73 193L72 195H74V196L77 197V196H78V195H77V194H78V193H77V191H78V190H77V187L79 186L78 184H79L80 181L77 182L76 179H75V178L77 177V175H76L75 177H74ZM132 176H133V175H132ZM59 177H60V176H59ZM61 177H62V176H61ZM73 177H74V178H73ZM0 178H1V177H0ZM51 178H52V177H51ZM63 178L65 179L66 177H64V175H63ZM71 178H72V179H71ZM25 179H26V178H25ZM64 179H63V180H64ZM97 179H98V178H97ZM101 179H102V178H101ZM101 179H100V180H101ZM65 180H66V179H65ZM60 181H61V183H62V180H60ZM28 182H30V181L28 180ZM58 182H59V181H58ZM25 183H26V182H25ZM39 183H40V182H39ZM63 183H65V182H63ZM28 184L31 185L30 183H28ZM37 184H38V183H37ZM37 184H36V185H37ZM52 184H53V183H52ZM52 184H51V185H52ZM102 184H103V183H102ZM53 185H54V184H53ZM59 185H60V187H59V190H60V188H61V184H60V182H59ZM62 185H63V184H62ZM134 185L136 186V184H134ZM134 185H132V186H134ZM26 186H28V185H26ZM63 186H64V185H63ZM86 186H87V185H86ZM89 186H90V185H89ZM35 187H36V186H35ZM44 187H45V186H44ZM55 187H57V186H55ZM84 187H85V186H84ZM99 187H100V186H99ZM128 187H130V186H128ZM28 188H29V186H28ZM78 188H79V187H78ZM87 188H88V187H87ZM137 188H138V187H137ZM29 189H31V188H29ZM93 189H94V188H93ZM132 189H133V187H132ZM134 189H135V188H134ZM134 189H133V190H134ZM82 190H83V189H82ZM99 190H100L99 188H96V191H94V192L91 191L92 194L89 193L90 191H87V192H86V193H89L90 195H92V198H91V197H90V198L93 200V202H95V201L98 200V199H101V195L99 194ZM130 190H131V189H130ZM130 190H129V191H130ZM137 190H138V189H137ZM137 190H135V192H136ZM30 191H31V190H30ZM57 191H58V190H57ZM62 191H63V190H62ZM80 191H81V190H80ZM129 191H128V192H129ZM58 192H60V191H58ZM82 192H83V191H82ZM130 192H131V191H130ZM135 192H134V195L132 194L133 196H135ZM60 193H61V192H60ZM63 193H64V192H63ZM98 194H99L100 196H99ZM232 194H233V193H232ZM61 195H62V193H61ZM79 195H80V193H79ZM26 197H27V196H26ZM76 197H75L74 199H75V200H78V199H76ZM79 197H80V196H79ZM230 197H231V196H230ZM230 197L228 198L229 201L232 199V198L230 199ZM38 198H40V197H36V198L33 199V196H32V199L34 200V201H32V202H30V201H29V198H28V201L31 203V205H29L28 212H30V213H29V214H30V215H29L30 219L34 220V221H35L36 223H38V224H41L42 221H43L44 218H45V215H47V213H46V211L44 210L45 207L43 206L44 209L42 208V205H41V203H40V199H38ZM60 198H61V197H60ZM135 198H136V196H135ZM228 199H227V201H228ZM234 199H235V198H234ZM234 199H233V200H234ZM61 200H62V199H61ZM75 200H74V201H75ZM80 200H81V199H80ZM101 200H102V199H101ZM233 200H232V201H233ZM74 201H73V203H74ZM232 201H230L229 203H231ZM41 202H42V201H41ZM93 202H92V203H93ZM98 202H99V201H98ZM100 202H101V201H100ZM226 203H227V202H226ZM94 204H95V203H94ZM97 204H100V203H97ZM80 205H81V203H80ZM92 206H93V205H92ZM227 206H228V205H227ZM229 206H230V205H229ZM232 206L234 207V205H232ZM95 207H98V205H97V206L95 205ZM83 208H84V207H83ZM98 208H99V207H98ZM243 209H244V208H243ZM95 210H96V208H95ZM97 210H98V209H97ZM98 211H99V210H98ZM82 212H83V211H82ZM88 212H89V211H88ZM242 212H243V211H242ZM85 213L87 214V212H85ZM91 213H92V212H90V214H91ZM95 213H96V212H95ZM95 213H94V215H93L94 217H95V215H96ZM12 214H13V213H12ZM12 214H11V215H12ZM48 214H49V213H48ZM50 214H51V213H50ZM88 214H89V213H88ZM0 215H2V214H0ZM91 215H92V214H91ZM12 216L15 217V214L12 215ZM51 216H52V218H53V215H50V217H51ZM68 216L70 217V215H68ZM68 216H67V217H68ZM1 217L3 218V216H0V219H1ZM8 217H9V219H11L10 216H8ZM8 217H7V218H8ZM48 217H49V216H48ZM87 217H88V216H87ZM87 217H86V218H87ZM90 217H91V216H90ZM94 217H93V218H94ZM111 217H112V216H111ZM257 217L259 218V216H257ZM3 219H4V218H3ZM45 219H46V218H45ZM87 219H88V218H87ZM89 219H90V218H89ZM109 219H110V218H109ZM113 219H114V218H112V220H113ZM53 220H56V219L53 218ZM91 220H92V219H91ZM112 220H111V221H112ZM259 220H260V219H259ZM87 221H89V220H87ZM99 221H101V220L99 219ZM102 221H104V220H102ZM109 221H110V220H109ZM113 221H114V220H113ZM55 222H57V221H55ZM93 222H94V221H93ZM255 222H257V221H255ZM32 223H33V221H32ZM73 223H74V222H73ZM94 223H95V222H94ZM96 223H98L97 220H96ZM96 223H95V224H96ZM33 224H34V223H33ZM56 224H57V223H56ZM56 224H55V225H56ZM111 224H112V223H111ZM255 224H256V223H255ZM53 225H54V224H53ZM72 225H73V224H72ZM89 225H90V224H89ZM91 225H92V224H91ZM130 225H134V224H130ZM38 226H39V225H38ZM57 226H58V225H57ZM74 226H76V225L74 224ZM93 226H94V225H93ZM91 227H92V226H91ZM130 227H131V226H130ZM38 228H39V227H38ZM55 228H56V227H55ZM60 228H61V227H60ZM87 228H88V227H87ZM96 228H97V227H96ZM255 228H256V227H255ZM89 229H90V227H89L87 230H89ZM252 229H253V227H252ZM57 230H58V228H57ZM132 230H133V228H132ZM250 230H251V228H250ZM36 231H37V230H36ZM89 231H92V232H93L94 230H91V229H90ZM258 231H260V230H258ZM261 231H262V230H261ZM59 232H60V230H59ZM92 232H91V233H92ZM53 233H54V232H53ZM53 233H52V234H53ZM57 233H58V232H57ZM129 233H130V232H129V230H128V231H127L128 236H129ZM43 234L46 235V232L43 233ZM43 234H41V236H42ZM52 234H51V235H52ZM253 234H254V233H253ZM253 234H252V235H253ZM261 234H262V233H261ZM54 235H55V234H54ZM96 235H97V234H96ZM258 235H259V234L257 233V236H258ZM128 236H127V238H128ZM254 236H255V235H254ZM254 236H253V237H254ZM257 236H255V237H257ZM44 237H45V236H44ZM55 237H56V236H55ZM57 237H58V236H57ZM60 237H61V236H60ZM90 237H91V236H90ZM262 237H263V236H262ZM51 238H52V236H51ZM91 238H92V237H91ZM94 238H95V237H94ZM130 238H131V237H130ZM259 238H261V237L259 236ZM55 239H56V238H55ZM58 239H59V237H58ZM252 239H253V238H252ZM254 239H255V240H254ZM254 239H253V240L256 241V239H258V237H257V238H254ZM53 240H54V239H53ZM59 240H61V239H59ZM62 240H63V237H62ZM91 240H92V239H91ZM253 240H252V243H254ZM258 241H259V240H258ZM26 242H27V241H26ZM260 242H261V241H260ZM256 243H257V242H256ZM258 243H259V242H258ZM244 245H245V244H244ZM250 245H251V244H250ZM102 246H104V245H102ZM104 247H105V246H104ZM107 247H108V246H107ZM251 248H252V247H251ZM249 249H250V246H249ZM9 251H11V250H9ZM92 251H94V250H92ZM92 251H91L92 254H91V253H89V254H91L92 256H94V253H93ZM191 255H192V254H190L189 256L191 257ZM256 255H257V254H255V256H253V257H256ZM187 257H188V256H187ZM188 258H189V257H188ZM193 258H194V260H195V257L193 256V257H192V261H193ZM226 258H228V256H227ZM221 259H222V258H221ZM229 259H230V258H229ZM229 259H228V260H229ZM224 260H225V259H224ZM248 260H249V258H248ZM248 260H247V261H248ZM252 260H253V259H252ZM187 261H188V260H187ZM192 261H191V262H192ZM216 261H218V264L220 263V262H219L220 260H218V256H217V260H216ZM216 261H215V262H216ZM222 261H223V260H222ZM225 262H227V261H225ZM225 262H223L222 264H224ZM245 263H246V262H245ZM250 263H251V262H250ZM250 263L248 262L247 264H250ZM189 264H190V262H189ZM215 264H216V263H215Z\"/></svg>","mask_w":264,"mask_h":264}]
</instances>
